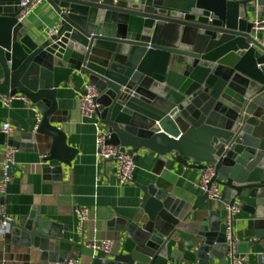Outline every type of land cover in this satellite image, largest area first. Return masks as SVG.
Masks as SVG:
<instances>
[{"label": "water", "instance_id": "1", "mask_svg": "<svg viewBox=\"0 0 264 264\" xmlns=\"http://www.w3.org/2000/svg\"><path fill=\"white\" fill-rule=\"evenodd\" d=\"M46 1L58 21L43 34L19 19L22 0H0V94L26 97L40 115L35 131L10 143L48 145L44 172L61 179L78 150L61 128L67 112L58 92L83 78L100 92L97 116L108 143L151 151L157 175L214 165L222 191L220 199L205 192L191 203L160 184L139 185L133 214L108 222L120 234L116 249L96 251L91 264H228L227 225L213 204L236 199L251 217L253 234L239 244L249 264L251 250L264 248V47L251 20L264 0ZM8 143L0 129V145ZM18 169L10 163L8 176ZM4 203L0 193V221ZM9 227L46 264H67L85 246L38 208ZM256 264H264V252Z\"/></svg>", "mask_w": 264, "mask_h": 264}, {"label": "crops", "instance_id": "2", "mask_svg": "<svg viewBox=\"0 0 264 264\" xmlns=\"http://www.w3.org/2000/svg\"><path fill=\"white\" fill-rule=\"evenodd\" d=\"M256 19H264V6L258 7L251 20ZM57 21L55 10L46 0H42L24 19L33 32L43 34L50 32ZM260 36L264 38V31L260 32ZM87 85L89 83L85 79L79 78L70 84H64L58 92L59 106L67 112L61 128L67 134L68 143L78 150L72 165H64L61 179H55L52 172H44L47 166L44 157L48 153V145L45 144L43 148L39 146L38 150H28L22 145L16 147L10 143L11 140L21 142L22 133L33 132L38 126V112L32 108L30 101L22 95L16 96L9 106L0 101V129L4 122H9L13 127V131L7 134L8 145H0V173L8 146L16 148L13 163L19 168L11 175L3 194L5 203L1 213L17 220L38 208L42 216L68 226L69 231L64 232L65 238L85 243L83 248H76L73 254V257L81 259L82 264L92 262L95 252L87 244L93 240L111 238L115 242L113 250L116 249L120 234L109 229L108 222L117 216L133 214L143 196L139 185L152 182L160 184L191 203L203 194L198 186L201 170L176 165L172 171L163 170L157 175L154 172L156 156L145 148L135 153L137 167L134 182L120 184L116 177V163L103 162L96 157L95 126L81 114L82 93L79 89ZM48 165L56 166L58 162ZM213 205L220 207L224 220V205L218 201ZM81 207L90 210V218L84 224V231L79 233L76 210ZM250 218L243 211L237 216L236 236L239 244L248 243V235L253 234L248 229ZM259 252H264L261 245L251 250L249 264H256V254ZM241 254L246 256L245 253ZM0 261L5 264H46L40 249L15 242L11 232L0 237ZM218 263V258L211 261V264Z\"/></svg>", "mask_w": 264, "mask_h": 264}, {"label": "built area", "instance_id": "3", "mask_svg": "<svg viewBox=\"0 0 264 264\" xmlns=\"http://www.w3.org/2000/svg\"><path fill=\"white\" fill-rule=\"evenodd\" d=\"M42 0H34L29 3V0H22L23 10L20 13L19 19L24 20L41 2ZM264 31V19H256L254 21V28L252 37L261 46L264 47V38L260 36V32ZM100 96V92L94 85H87L85 92L81 96L80 110L84 118L92 121L96 129V157L103 161H114L116 163V177L120 184H130L134 182L136 161L135 153L129 149L122 150L120 146L108 143V132L104 130L100 119L97 116V108L99 104L97 99ZM16 96H5L0 94V101L9 106ZM36 112L37 109L34 108ZM39 120L40 115L38 113ZM37 128V126H36ZM1 131L8 134L13 131V127L9 122H4L1 126ZM16 148L8 146L6 150V159L2 166L3 180L0 181V193L3 195L6 191L7 184L10 177L8 176V169L10 163H13ZM216 177V168L214 165H209L205 169L201 170V176L198 181V186L203 193H208L210 199L217 200L222 196L221 187L214 181ZM225 217L224 222L227 225V256L229 264H242L244 256L239 251V241L235 234L237 216L242 211V202L240 199H236L232 205L224 204ZM78 217V231L82 233L84 230V224L90 218V210L86 207H81L76 210ZM2 214V213H1ZM3 215V214H2ZM4 216V215H3ZM10 220L9 217L4 216L0 221V237L7 233H10ZM114 240L111 238L97 239L89 242L87 247L94 252L101 250L104 252H111L114 248ZM0 264H5L0 261ZM67 264H82L79 257H72Z\"/></svg>", "mask_w": 264, "mask_h": 264}, {"label": "trees", "instance_id": "4", "mask_svg": "<svg viewBox=\"0 0 264 264\" xmlns=\"http://www.w3.org/2000/svg\"><path fill=\"white\" fill-rule=\"evenodd\" d=\"M42 148L44 147V146H41Z\"/></svg>", "mask_w": 264, "mask_h": 264}]
</instances>
